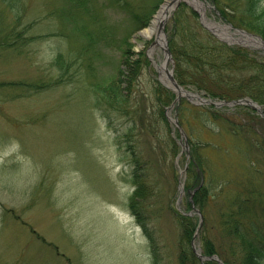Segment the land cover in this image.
<instances>
[{"label": "rangeland", "instance_id": "1", "mask_svg": "<svg viewBox=\"0 0 264 264\" xmlns=\"http://www.w3.org/2000/svg\"><path fill=\"white\" fill-rule=\"evenodd\" d=\"M6 1L0 0L1 20L15 31L0 45V264H192L190 244L201 242L212 244L209 261L242 264L239 239L223 212L237 209V193L245 195L253 205L246 213L239 208L236 219L264 237V118L242 105L216 107L225 115L205 113L200 100L223 99L202 89L191 90L198 98L181 96L174 105L177 93L158 69L165 59L162 46L151 58L154 40L140 34L164 0H15L20 22ZM200 1L208 22L231 24L236 37L242 36L236 28L252 31L254 23L244 15L247 0H218L223 16L210 0ZM192 12L219 41L244 47L256 59L264 56L260 44L219 36L183 0L163 24L167 46L169 38L181 37L179 25L195 21ZM24 25L31 28L17 49L12 37L17 31L25 35ZM127 61L134 68L132 85L124 99L107 103L101 88ZM243 62L236 58L234 65ZM172 64L173 57L167 69ZM201 74L206 79L208 73ZM155 84L174 94L164 113L175 132V152L159 121ZM218 85L217 92L236 91ZM176 118L191 135L187 147L183 127L172 122ZM137 169L154 191L138 205V218L129 206ZM195 169L213 178L205 182L216 191L209 184L213 190L197 191ZM181 213L190 216L183 217L186 229L196 225L184 238Z\"/></svg>", "mask_w": 264, "mask_h": 264}, {"label": "trees", "instance_id": "2", "mask_svg": "<svg viewBox=\"0 0 264 264\" xmlns=\"http://www.w3.org/2000/svg\"><path fill=\"white\" fill-rule=\"evenodd\" d=\"M210 1L213 3L216 9L218 8V14L222 15V9L218 7V5H216L218 3V0ZM261 1L262 0H247V7L245 9L244 15L247 17V19H250L254 23L253 25H250L252 31L259 34L264 39V10H262L264 3ZM6 3L9 10L16 9V20L18 22L22 21L21 15L19 14V5L17 4V1L7 0ZM259 11H261V14H259ZM192 14L196 16L195 13L192 12ZM178 15V12L174 14L173 22L175 26V23L178 22ZM196 18L197 16L194 18L195 21L191 22V24H189L187 27L179 25V33L181 37H179L176 42H174L172 38H169L168 45L174 60V76L176 80L181 85L190 89L207 90L208 92H206L213 97H219L222 99H233L238 98L240 96H249L251 97V99L257 101L259 104L264 105V56L262 57V59H256V57L250 56V51H248V49L244 47H231L226 45L225 43L216 39L211 33H209L200 24H198ZM259 18L260 20L256 22L255 20ZM1 19H3V15L0 13V45L3 46L5 45L7 39L10 38V31H13V29L10 30L11 22H6L5 24H3ZM17 21L15 23H17ZM18 25L16 27H18ZM24 26L25 35H21L19 31H17L15 36L12 37L19 42L17 43L19 44L17 46V49L23 46L27 39L26 33L29 28H31L29 25ZM13 32H11V34H13ZM236 58L242 59L244 62L234 65L236 62ZM123 64L124 67L119 68V75L116 77V79L101 88L100 94L107 103L113 104L124 99V96H126L128 89L132 85L130 83V74H132L134 68L132 64L128 63V61ZM183 66L189 69L190 71L184 70ZM226 70H228L227 73H225ZM240 70H247V73L239 72ZM203 72L208 73L205 74L207 75L206 79L203 77L204 74H201ZM243 77L246 78L244 79ZM207 80H210L209 82H211L212 85L215 84V86L213 88L207 86L205 84ZM221 83L227 84L226 87H229V90L234 89L237 92H229L227 91V89H224L223 91L221 88L220 91L217 92L215 87ZM36 84L37 85L35 87H40L39 83ZM153 90L156 93L155 102L158 105V108L160 109L159 121H163L165 125L164 129L166 133H168V137H166L167 139L165 140L169 147L173 146L172 148H174L173 151L175 152L178 147L175 143V132H173L171 124L168 122L167 117L164 113L165 106L169 103V101H171L174 94L172 90H170L166 86H158L157 84H155ZM161 90L165 93V98L160 96L159 92ZM193 106V108L198 109L197 105ZM200 107L205 110V113H211L214 116L225 115V113L219 111V109H217L213 105H201ZM223 110L227 113L226 109ZM179 123L182 126V120L179 119ZM183 129L187 135V141L188 143H190L191 135H189L190 133L186 127H183ZM188 171L190 172V169ZM193 177L196 179V181L194 179L193 182L197 183L195 187H197V191H200V193H205L213 189L216 191V186H213V184L209 182L208 184L213 188L210 189L208 188L209 185L206 184L207 182H205V179L207 177L212 178L211 176L198 174V170L195 169ZM202 177L204 178V181L202 180ZM132 178L135 188L131 194L132 197L130 198L131 200L129 201V206L135 217L138 218V211L140 208V206L138 207V205L144 204L146 200L145 198H149L150 196H152L154 194V191L152 183H145L143 180H145L147 177L140 175L138 169L133 171ZM201 180L203 182H201ZM186 186L189 187L187 183L185 184V187ZM234 199L237 203V209L233 211L231 209L223 213H225L226 216H229L228 219L226 218L225 222L228 224L229 228L232 231L231 235L239 239V248L243 252L242 264H264V237L259 236L257 238L254 233H251V227L247 228L243 222H239L236 219V215L238 216V218L239 215L235 214L239 208L240 210L246 213L247 209H249V206H252L253 203H249L250 200L245 195L240 193H237ZM194 200L196 202L197 199L194 198ZM186 204L189 205L191 204V202L187 200ZM234 214L235 217H233ZM178 216L180 220L179 223L183 231L182 235L184 238L186 237V235L194 231L196 225H193L190 229H186V226H184L183 224V217L188 218L190 216H183V214H178ZM200 246L202 252L206 255H210L214 252L212 244L210 243L201 242ZM189 253L192 256L191 263L197 264L198 258L193 254L191 249L189 250ZM206 264L215 263L212 261H207Z\"/></svg>", "mask_w": 264, "mask_h": 264}, {"label": "bare ground", "instance_id": "3", "mask_svg": "<svg viewBox=\"0 0 264 264\" xmlns=\"http://www.w3.org/2000/svg\"><path fill=\"white\" fill-rule=\"evenodd\" d=\"M177 1L179 0H164V2H162L159 9L155 13L154 17L152 18L150 24L140 31L141 36L154 40L153 45L150 46V48L148 49V54L151 58H153L152 54L155 48L158 46L160 47L164 45V36H163V33L159 31V25L162 21H164L170 15ZM183 1H186L187 3L192 5L195 9H197L201 13L204 23L207 26H210L217 34H219V36H222L229 41H237V40L242 41V42L246 41L255 46L260 44L259 42H257V40L253 39L250 36L240 35L239 37H236L235 33L231 32L230 27L228 26L220 25L217 23H211L205 20V17H204V7L205 6L200 0H183ZM167 63L168 61L164 59L162 63L158 65L160 76L161 78H163V80H166V81H167V73H165V70L167 69ZM166 83L169 84V81H167Z\"/></svg>", "mask_w": 264, "mask_h": 264}, {"label": "water", "instance_id": "4", "mask_svg": "<svg viewBox=\"0 0 264 264\" xmlns=\"http://www.w3.org/2000/svg\"><path fill=\"white\" fill-rule=\"evenodd\" d=\"M165 20L162 21L159 25V31H162L163 30V24H164ZM258 37V36H257ZM260 38V37H258ZM262 43L264 44V41L262 40ZM162 49L164 50V53H165V57L168 60L171 59V54H170V51L166 45V40L164 39V45L162 46ZM166 73H167V77L170 81V84H171V87L173 88L174 91L177 92V97H176V100L179 99V97L184 93V95L188 98H195V97H199V95H195L189 91H187L186 89L182 88L177 82L176 80L174 79L173 77V74H172V69L170 70H167L166 69ZM182 92V94H181ZM202 103H211V104H214V105H221V104H237V103H249L252 107L256 108L257 110L260 111V109L257 108V106H255L253 103H250V100L247 99V98H244V99H238V100H232V101H213V100H210V99H203V100H200ZM183 134V132H182ZM184 146L187 147V143L185 141L184 143ZM193 249H194V246L192 245ZM197 256L199 258H202V256L200 254L197 253Z\"/></svg>", "mask_w": 264, "mask_h": 264}]
</instances>
